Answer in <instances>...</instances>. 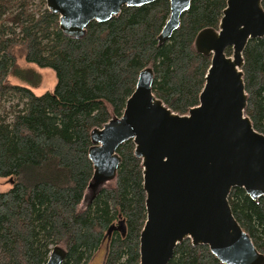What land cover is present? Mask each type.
I'll use <instances>...</instances> for the list:
<instances>
[{
  "label": "trees",
  "instance_id": "16d2710c",
  "mask_svg": "<svg viewBox=\"0 0 264 264\" xmlns=\"http://www.w3.org/2000/svg\"><path fill=\"white\" fill-rule=\"evenodd\" d=\"M226 1L192 0L161 42L167 0L124 6L105 22H89L78 36L62 31L46 0H0V177L13 181L0 191V264H45L54 246L65 251L60 264H89L105 241L102 264L139 263L146 220L142 161L132 140L121 144L115 176L81 207L94 171L91 134L122 115L145 68L153 73V94L172 112L185 115L197 106L211 56L196 50L195 39L218 29ZM261 5L264 10V0ZM242 57L244 114L264 135V36L249 40ZM32 66L54 71L51 91H34L41 77ZM9 98L16 102L5 108ZM228 202L264 255V196L253 200L234 187ZM168 264L222 263L207 245L185 239Z\"/></svg>",
  "mask_w": 264,
  "mask_h": 264
},
{
  "label": "water",
  "instance_id": "95a60500",
  "mask_svg": "<svg viewBox=\"0 0 264 264\" xmlns=\"http://www.w3.org/2000/svg\"><path fill=\"white\" fill-rule=\"evenodd\" d=\"M154 1L46 0V4L59 15L62 31L78 36L91 21L105 22L124 6ZM167 1L169 17L158 36L161 42L179 27L192 0ZM261 3L227 0L218 29L198 33L195 44L201 43V48H195L211 56L210 65L199 104L187 114L172 112L155 97L152 70L145 68L122 115L92 131L94 145L88 151L92 179L109 181L115 176L121 160L117 149L128 140L142 161L146 220L138 264H168L185 239L207 245L222 264H264V255L236 221L228 202L234 187L243 188L253 200L264 196V135L244 114L247 99L241 70L248 41L264 36ZM118 228L123 231L122 223ZM64 256L65 251L54 246L45 264H60Z\"/></svg>",
  "mask_w": 264,
  "mask_h": 264
},
{
  "label": "rangeland",
  "instance_id": "374dc122",
  "mask_svg": "<svg viewBox=\"0 0 264 264\" xmlns=\"http://www.w3.org/2000/svg\"><path fill=\"white\" fill-rule=\"evenodd\" d=\"M37 1V0H36ZM197 49L201 48V43H196L195 44ZM19 64L22 67H25L26 64L25 62L22 60V58L19 59ZM33 69L40 73V77H41V81L39 83V85L34 89V91L37 94H41L44 93L46 91H51L54 88V85L56 83V76L53 70L49 69V68H38L36 66H32ZM10 81L12 83L15 84H20L21 82L16 79L11 77ZM10 100H8L6 103H4V107H8L11 103H15L16 100H12L11 98H9ZM12 100V101H11ZM10 101V102H9ZM108 183H110L109 181L105 180L104 178L101 177H94L89 185V187L87 188L83 201L81 202L80 206L84 207L86 204H88L89 201H91V199L93 198V196L98 192V189L101 188L103 185H107ZM13 184V181L10 177H0V191H6L9 188H11ZM106 244L107 242H103L102 245L99 247V249L93 254L92 259L90 260L89 264H102V261L104 259V255H105V251H106Z\"/></svg>",
  "mask_w": 264,
  "mask_h": 264
}]
</instances>
